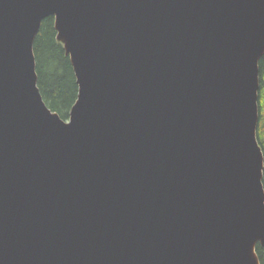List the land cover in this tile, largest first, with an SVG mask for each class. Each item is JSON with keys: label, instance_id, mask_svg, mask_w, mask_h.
<instances>
[{"label": "water", "instance_id": "water-1", "mask_svg": "<svg viewBox=\"0 0 264 264\" xmlns=\"http://www.w3.org/2000/svg\"><path fill=\"white\" fill-rule=\"evenodd\" d=\"M53 15L79 94L45 102ZM264 0H0V264H260Z\"/></svg>", "mask_w": 264, "mask_h": 264}, {"label": "trees", "instance_id": "trees-1", "mask_svg": "<svg viewBox=\"0 0 264 264\" xmlns=\"http://www.w3.org/2000/svg\"><path fill=\"white\" fill-rule=\"evenodd\" d=\"M38 86L47 105L68 119L79 94V84L64 41L58 37L53 15L43 19L34 41ZM259 122L257 139L264 153V55L259 62ZM264 183V174H263ZM256 251L260 264H264V245L258 243Z\"/></svg>", "mask_w": 264, "mask_h": 264}]
</instances>
